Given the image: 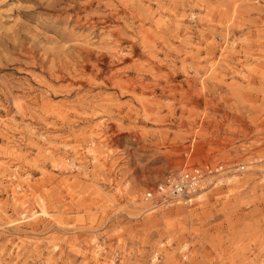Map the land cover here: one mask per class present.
<instances>
[{
    "label": "rangeland",
    "instance_id": "obj_1",
    "mask_svg": "<svg viewBox=\"0 0 264 264\" xmlns=\"http://www.w3.org/2000/svg\"><path fill=\"white\" fill-rule=\"evenodd\" d=\"M201 163L228 184L143 199ZM153 250L264 264V0H0V264Z\"/></svg>",
    "mask_w": 264,
    "mask_h": 264
},
{
    "label": "built area",
    "instance_id": "obj_2",
    "mask_svg": "<svg viewBox=\"0 0 264 264\" xmlns=\"http://www.w3.org/2000/svg\"><path fill=\"white\" fill-rule=\"evenodd\" d=\"M224 166L221 163H201L182 167L173 173H167L151 188L143 193V199L153 206L190 203L196 193L212 184H224ZM221 180V181H220ZM160 253L153 250L147 264H158Z\"/></svg>",
    "mask_w": 264,
    "mask_h": 264
},
{
    "label": "bare ground",
    "instance_id": "obj_3",
    "mask_svg": "<svg viewBox=\"0 0 264 264\" xmlns=\"http://www.w3.org/2000/svg\"><path fill=\"white\" fill-rule=\"evenodd\" d=\"M67 163H68V162H67ZM210 164H211V163H210ZM224 172H225V171H224ZM224 172H223V173H224ZM226 178H227V175H226V174H223L222 179H223V183H224V184H222V183H221V184H219V183L216 184V183H215V184H212V185L207 186L205 189H207L208 187L214 186V185H216V186H223V185L228 184V183L225 181ZM230 179L233 180V179H234V176L231 177ZM220 181H221V180H220ZM205 189H204V190H205ZM199 195H200V194H199ZM199 195H198V197H199ZM200 197H201V196H200ZM147 202H148V201H147ZM150 206H151V205H150ZM151 207L153 208V206H151ZM182 256H183V255H182Z\"/></svg>",
    "mask_w": 264,
    "mask_h": 264
}]
</instances>
